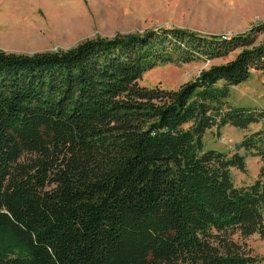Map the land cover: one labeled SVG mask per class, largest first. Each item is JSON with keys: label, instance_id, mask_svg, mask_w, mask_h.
I'll use <instances>...</instances> for the list:
<instances>
[{"label": "trees", "instance_id": "trees-1", "mask_svg": "<svg viewBox=\"0 0 264 264\" xmlns=\"http://www.w3.org/2000/svg\"><path fill=\"white\" fill-rule=\"evenodd\" d=\"M261 33L264 22L230 37L170 26L0 49V264L264 262L237 242L264 239V130L242 139L244 154L203 143L259 122L226 99L264 70ZM234 51L175 89L139 84L157 66ZM247 155L262 166L237 187L231 169L244 172Z\"/></svg>", "mask_w": 264, "mask_h": 264}, {"label": "rangeland", "instance_id": "rangeland-1", "mask_svg": "<svg viewBox=\"0 0 264 264\" xmlns=\"http://www.w3.org/2000/svg\"><path fill=\"white\" fill-rule=\"evenodd\" d=\"M261 22L264 0H0V49L24 54L66 50L96 36L112 37L170 26L230 37ZM263 40L264 33L257 35L256 44ZM237 53L182 66H157L143 74L139 84L175 89L211 65L231 61ZM226 105L262 118L246 129L225 126L207 131L204 148L228 156L234 152L244 154L236 145L245 136L264 130V70L252 71L247 80L230 87ZM245 162L244 172L231 169L237 187L250 185L262 166L260 159L252 155H247ZM237 242L250 256L264 259V239L260 236L239 237Z\"/></svg>", "mask_w": 264, "mask_h": 264}, {"label": "water", "instance_id": "water-1", "mask_svg": "<svg viewBox=\"0 0 264 264\" xmlns=\"http://www.w3.org/2000/svg\"><path fill=\"white\" fill-rule=\"evenodd\" d=\"M236 147H238V145H236Z\"/></svg>", "mask_w": 264, "mask_h": 264}]
</instances>
